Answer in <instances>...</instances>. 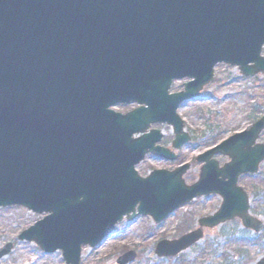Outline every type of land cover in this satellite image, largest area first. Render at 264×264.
I'll return each instance as SVG.
<instances>
[{"label": "water", "instance_id": "95a60500", "mask_svg": "<svg viewBox=\"0 0 264 264\" xmlns=\"http://www.w3.org/2000/svg\"><path fill=\"white\" fill-rule=\"evenodd\" d=\"M263 47L264 0H0V208L47 215L19 240L80 264L82 247L105 243L125 217L160 224L212 195L222 199L218 212L179 240L159 242L158 257H176L204 229L235 219L260 233L264 224L238 183L264 161V116L200 155L192 186L183 179L188 164L145 179L135 167L148 154L176 161L157 146L159 130L146 133L151 125L171 126L172 148L182 149L191 138L179 107L200 97L218 64L264 76ZM183 79L184 91L170 94ZM121 104L141 107L111 110ZM216 155L230 162L220 167ZM136 258L131 251L117 264Z\"/></svg>", "mask_w": 264, "mask_h": 264}, {"label": "rangeland", "instance_id": "374dc122", "mask_svg": "<svg viewBox=\"0 0 264 264\" xmlns=\"http://www.w3.org/2000/svg\"><path fill=\"white\" fill-rule=\"evenodd\" d=\"M264 55V50H263ZM188 80L176 81L171 92L183 90ZM132 108H113L126 113ZM179 115L185 123L192 141L181 151L177 162H164L154 157L137 166L140 176L147 177L154 170H175L181 163L191 165L185 182L192 185L198 181L202 164L197 156L222 143L236 133L248 130L264 115V76L245 78L238 69L218 65L215 78L200 98L184 103ZM163 130L162 146L170 148L174 135L167 126H154ZM259 142L264 143V133ZM221 165L228 162L217 156ZM256 177H245L240 186L252 198V213L264 220V163ZM217 196L198 199L182 206L165 222L155 224L149 217H138L132 222L124 221L116 227L115 233L102 245L91 248L84 246L80 264H117V259L129 251L137 253L131 264H258L264 256V232L255 235L246 231L239 221L228 222L213 230H205V238L188 251L174 258H159L155 247L161 240H177L187 232L197 228V221L215 213L221 206ZM44 216L22 209H0V251L12 246L8 256L0 259V264H66L62 252L46 254L35 243L21 242L18 237ZM244 240H254L246 243Z\"/></svg>", "mask_w": 264, "mask_h": 264}, {"label": "trees", "instance_id": "16d2710c", "mask_svg": "<svg viewBox=\"0 0 264 264\" xmlns=\"http://www.w3.org/2000/svg\"><path fill=\"white\" fill-rule=\"evenodd\" d=\"M249 242L255 243V241H250V240H249Z\"/></svg>", "mask_w": 264, "mask_h": 264}]
</instances>
